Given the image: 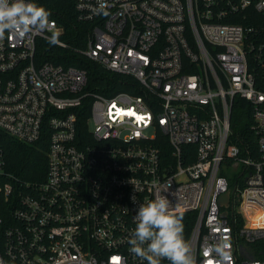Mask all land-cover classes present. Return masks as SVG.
<instances>
[{
	"label": "built area",
	"instance_id": "1",
	"mask_svg": "<svg viewBox=\"0 0 264 264\" xmlns=\"http://www.w3.org/2000/svg\"><path fill=\"white\" fill-rule=\"evenodd\" d=\"M71 1L91 23L74 50L145 95L106 96L86 88L84 69L39 62V39L69 48L53 19L47 32L6 34L0 264H142L128 243L133 218L159 195L182 214L197 264H264L254 257L264 254V0ZM235 96L251 106L255 146L244 152L229 141ZM44 135V176L10 171L2 138ZM221 240L223 259L212 251Z\"/></svg>",
	"mask_w": 264,
	"mask_h": 264
},
{
	"label": "trees",
	"instance_id": "2",
	"mask_svg": "<svg viewBox=\"0 0 264 264\" xmlns=\"http://www.w3.org/2000/svg\"><path fill=\"white\" fill-rule=\"evenodd\" d=\"M36 2L49 11L50 19L63 26L64 31L61 38L69 44V48H60L39 39L36 48V58L39 62L51 61L64 66L72 65L84 69L88 79L86 88L106 96H111L117 92L145 95L134 78L113 73L74 50L84 46L91 23L76 19L71 0H36ZM81 108L83 117L79 118V122L85 125L89 103L85 102ZM252 123L250 103L239 96H235L230 113L231 134L229 141L235 143L242 152L247 147L254 149ZM46 138L47 136L44 135V138H41L36 144H24L3 137L1 143L9 170L26 179L42 178L46 169ZM262 244L264 245V243ZM254 257L264 258V254L255 253Z\"/></svg>",
	"mask_w": 264,
	"mask_h": 264
},
{
	"label": "clouds",
	"instance_id": "3",
	"mask_svg": "<svg viewBox=\"0 0 264 264\" xmlns=\"http://www.w3.org/2000/svg\"><path fill=\"white\" fill-rule=\"evenodd\" d=\"M105 7L101 3V11ZM50 24L49 11L36 0H0V41L6 34L21 38L33 32H47ZM53 35L48 38L51 44L57 43ZM133 220L135 227L128 243L130 251L142 264H161L163 260L169 264H197L193 249L184 236L182 214L172 210L167 196L159 195L140 203ZM229 248V242L221 240L212 246V251L223 259L228 256Z\"/></svg>",
	"mask_w": 264,
	"mask_h": 264
},
{
	"label": "water",
	"instance_id": "4",
	"mask_svg": "<svg viewBox=\"0 0 264 264\" xmlns=\"http://www.w3.org/2000/svg\"><path fill=\"white\" fill-rule=\"evenodd\" d=\"M227 200H228V193H224L220 198H219V203L223 206H227Z\"/></svg>",
	"mask_w": 264,
	"mask_h": 264
},
{
	"label": "bare ground",
	"instance_id": "5",
	"mask_svg": "<svg viewBox=\"0 0 264 264\" xmlns=\"http://www.w3.org/2000/svg\"><path fill=\"white\" fill-rule=\"evenodd\" d=\"M245 217H247V216H245Z\"/></svg>",
	"mask_w": 264,
	"mask_h": 264
}]
</instances>
